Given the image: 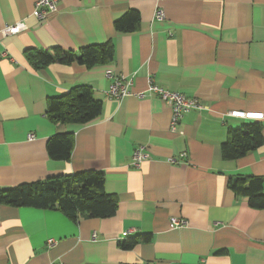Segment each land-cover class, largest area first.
<instances>
[{"label": "crops", "instance_id": "1", "mask_svg": "<svg viewBox=\"0 0 264 264\" xmlns=\"http://www.w3.org/2000/svg\"><path fill=\"white\" fill-rule=\"evenodd\" d=\"M35 1L0 0V30L26 25L0 33V187L101 171L117 207L110 217L74 220L56 207L0 203V264H264V208L251 207L228 184L257 176L264 192V120L257 121L263 142L256 149L225 159L220 148L227 130L245 122L230 111L264 112V0H60L44 20L32 14ZM131 10L139 15L135 29L117 31L115 20ZM108 40L112 60L91 67L73 61L36 68L25 56ZM108 69L131 79L128 95H105ZM149 80L203 108L171 130L168 103L137 95ZM78 85L91 88L99 114L81 124L53 121L48 99ZM63 132L73 135L70 157L50 158L47 140ZM139 145L147 157L133 167ZM182 152V163L167 161ZM171 217L186 224L175 227ZM144 235L149 240L132 248L119 244Z\"/></svg>", "mask_w": 264, "mask_h": 264}, {"label": "trees", "instance_id": "2", "mask_svg": "<svg viewBox=\"0 0 264 264\" xmlns=\"http://www.w3.org/2000/svg\"><path fill=\"white\" fill-rule=\"evenodd\" d=\"M139 20L138 12L131 10L114 22L119 32H131ZM28 61L36 68L51 62L71 63L73 61L91 67L104 64L113 58V44L110 40L87 45L76 51L60 47L25 51ZM101 110V103L94 99L91 88L78 85L68 92L50 97L47 101L49 117L62 124L86 123L94 119ZM73 135L68 132L51 135L46 143L50 158L67 160L73 148ZM263 142L261 125L257 121H245L237 128L227 130V138L221 144L225 159H235L256 149ZM229 187L236 194L247 198L253 208H264L262 178L257 176H235L229 179ZM104 174L101 171L83 170L68 175L49 176L43 180L24 182L15 186L0 187V203L16 207L58 208L68 217L78 216L105 218L112 216L117 199L104 190ZM149 240V235L128 237L120 241L123 249L132 248L139 241Z\"/></svg>", "mask_w": 264, "mask_h": 264}, {"label": "built area", "instance_id": "3", "mask_svg": "<svg viewBox=\"0 0 264 264\" xmlns=\"http://www.w3.org/2000/svg\"><path fill=\"white\" fill-rule=\"evenodd\" d=\"M60 0H36L34 2V7L32 10V14L39 20L46 19L49 15L55 13L58 10ZM154 17L158 20L164 18V12L162 9H157L155 11ZM26 29V25L19 21L12 25H6L0 30L1 35H9L16 34ZM105 76L110 79L108 87L105 90V95L107 97H113L116 99H121L124 96L130 93V85L132 81L129 77H125L124 75H113V73L108 69L105 71ZM146 93L156 94L163 101L168 103L171 108V121H170V129L177 130V126L181 118L189 113L191 110L202 109V105L199 104L197 99L193 97H189L184 93L177 91H170L155 82L149 80L147 88L143 91L137 92L138 96H143ZM230 117H235L242 119L244 121H260L264 120V112H255V111H241V110H233L228 114ZM182 133L181 131H178ZM147 152L145 147L139 145L135 147L132 152L130 165L133 167H138L141 163L146 159ZM185 157V152L180 153L179 157H168L167 161L176 164L182 163L183 158ZM171 224L175 227L184 226L186 221L181 218L171 217ZM95 237V235H93ZM49 245L54 243V240L49 239ZM151 264V263H150Z\"/></svg>", "mask_w": 264, "mask_h": 264}]
</instances>
